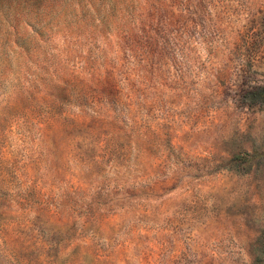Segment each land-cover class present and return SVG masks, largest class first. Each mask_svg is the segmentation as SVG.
Here are the masks:
<instances>
[{
    "label": "rangeland",
    "instance_id": "1",
    "mask_svg": "<svg viewBox=\"0 0 264 264\" xmlns=\"http://www.w3.org/2000/svg\"><path fill=\"white\" fill-rule=\"evenodd\" d=\"M0 264H264V0H0Z\"/></svg>",
    "mask_w": 264,
    "mask_h": 264
}]
</instances>
